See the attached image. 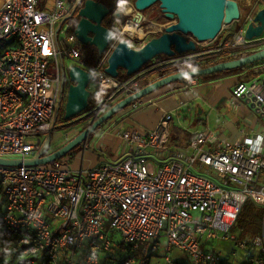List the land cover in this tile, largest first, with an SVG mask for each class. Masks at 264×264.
<instances>
[{"label": "built area", "instance_id": "obj_1", "mask_svg": "<svg viewBox=\"0 0 264 264\" xmlns=\"http://www.w3.org/2000/svg\"><path fill=\"white\" fill-rule=\"evenodd\" d=\"M81 1L55 0L43 8L40 0H2L0 159H35L54 130L67 77L65 61L77 63L82 56L71 17ZM248 8L240 5L237 30L223 37L225 27L216 46L206 51L211 63L264 47V34L245 36L257 12L246 13ZM110 16L117 30L112 47L123 39L142 47L172 24L158 23L152 8L140 11L127 1ZM107 58L108 53L95 66L84 65L104 93L89 111L91 124L138 91L135 77L106 73ZM256 67L264 74V61ZM197 83L198 78L187 79L182 88ZM232 94L264 116V75L239 82ZM172 118L166 114L152 130L122 132L123 144L132 150L125 159L79 170L61 160L0 165V209L16 236L14 253L30 264H109L116 234L132 253L119 264H138V252L147 247L162 250L166 264H178L173 250L181 251L190 264H223L211 245L217 241L247 250L249 244L233 229L248 199L264 208V128L238 141L204 129L185 147H175ZM30 138H37L39 145H27ZM253 244L260 253L248 264H264V224Z\"/></svg>", "mask_w": 264, "mask_h": 264}, {"label": "water", "instance_id": "obj_2", "mask_svg": "<svg viewBox=\"0 0 264 264\" xmlns=\"http://www.w3.org/2000/svg\"><path fill=\"white\" fill-rule=\"evenodd\" d=\"M134 4L140 11L148 10L156 4H160L166 19L177 18V21L170 24L163 34L151 38L140 48L132 47L126 39L119 41L112 47L116 33L108 28L104 22L114 8L99 1L82 0L78 9L71 16H76L75 22L77 23L74 32L79 43L96 48L100 55L108 53L105 71L113 78H119L121 71H125L128 77L133 76L132 78H134L143 71L145 65L161 55L173 58L177 55L196 52L200 43L205 45L214 43L226 26L233 25L241 17L240 5L236 0H135ZM263 34L264 7L256 12L254 19L248 24L245 36L248 39H255ZM188 35H192L195 39H188ZM262 61H264V49L240 59L200 68L196 73L186 70L162 76L117 102L87 129L62 147L50 151L54 131L52 130L35 159L27 161L0 159V165L38 166L64 159L78 146L84 144L90 134L124 108L160 88L187 80L183 76L184 72H188L192 79L242 68ZM67 77H69L71 85L68 90L64 120L73 119L89 108L91 98L89 85L96 81L92 73L79 65L71 66ZM59 109L60 107L58 112Z\"/></svg>", "mask_w": 264, "mask_h": 264}, {"label": "crops", "instance_id": "obj_3", "mask_svg": "<svg viewBox=\"0 0 264 264\" xmlns=\"http://www.w3.org/2000/svg\"><path fill=\"white\" fill-rule=\"evenodd\" d=\"M49 1L50 4L48 7H52L55 0ZM236 1L243 7L253 6L254 12L264 7V0ZM1 6L2 0H0V8ZM238 26V23L226 26L227 28L223 31L222 36L225 37L232 32H235ZM258 50H260V47L254 49L253 52ZM156 66V64H152L143 69V71L136 76L138 79V81L135 82L136 90H139L156 81L160 77L165 76L164 74L166 73L162 75L155 74L153 71V73H146ZM256 66L257 65L242 73L229 75L217 80L202 81V79H198V83L189 89L182 88L183 81L160 88L154 93L134 103L130 112L124 111L120 118L114 120L116 121L115 124L109 125L111 130L110 128H107L105 133L110 139L117 137V139L121 140V133L128 129L143 127L152 130L156 128L166 114H171L172 117L177 115L182 118L183 115L187 117V115L196 113L198 118L196 119L194 126H198L196 127L197 129L192 132L188 131L191 130L190 128L179 126L177 120L174 119V117L172 118L170 132L173 146L185 147L196 133L204 129L216 130L219 132L222 139L230 141H238L243 140L246 137H251L264 128V116L259 115L253 110L246 100L235 99L232 91L239 82H248L253 78L264 75L263 73L258 72ZM244 76H247V78L244 79ZM105 139L107 140L108 138L105 136ZM121 142L124 150L120 154L121 157H118L120 160L129 157L132 152L131 148L125 146L122 140ZM63 145L64 144H57L51 148V150H56ZM84 154L85 150L83 151L81 165L74 170L86 167ZM94 159V163L87 166V168H92L100 162H104L101 161L99 155H96ZM211 245L216 249L218 254H220L223 264H248V250L235 251V244L233 242L217 241L213 242ZM252 251L253 254H250V257L251 255H254L255 251L258 252L257 249ZM161 252L163 251L159 250L155 252L150 247H147L143 251H139L137 254L138 264H152L154 258L159 257ZM172 257L178 262V264H190L187 257L179 250H173Z\"/></svg>", "mask_w": 264, "mask_h": 264}, {"label": "rangeland", "instance_id": "obj_4", "mask_svg": "<svg viewBox=\"0 0 264 264\" xmlns=\"http://www.w3.org/2000/svg\"><path fill=\"white\" fill-rule=\"evenodd\" d=\"M116 1H117V6H119L121 4V2H124V1L132 2V3L135 2V0H119V1L116 0ZM40 3H41V6L43 8H45V6H48L50 4V1L49 0H41ZM152 9L156 13V20L160 24L175 23L177 21V18H174L173 20L166 19L165 15L163 14V12L160 8V4L154 5L152 7ZM253 9H254L253 6H249L246 13L252 12ZM107 19L108 20L105 21L104 24L108 23L110 20H112L111 16H109ZM111 27L114 30H116V28L114 26H111ZM187 38L190 40L195 39L192 35H188ZM216 44H217V41H215L214 43L209 44V45H205L203 43H200V45H198L197 51L193 52V53L177 55L176 57H173V58H168L165 56L157 57L153 61V64H156L157 66L153 67V69L151 71H148V72L145 71V72L150 73L153 71V72H155V74H158V75H162L164 73L171 74V73H175V72H179V71L191 70L189 68L190 64L194 67H196L197 65H206L207 63L212 61V59L206 58V51L210 50L211 48L216 46ZM140 47H141V45L139 43L134 42V48H140ZM79 48L81 49V51L83 50V52H85L83 44L79 43ZM263 48L260 47V50H262ZM73 65H79L82 68H84L85 63L83 62V56H81V58H79L77 60V63L76 62H70V61L66 60L65 61V71L68 73L70 67ZM50 71H52V69ZM125 74H126L125 71H121L120 75L124 76ZM166 74H164V75H166ZM135 78L137 79V77H135ZM246 78H247V76H244V79H246ZM201 79H202V81L206 80V78H202V77H201ZM70 85H71V81H70L69 77H66V83L64 86V102L62 104L60 116H59L57 122L55 123V125H56L55 130L52 133L53 139H52V144H51L50 149L53 148L54 146H56L57 144H64L65 145L67 142L72 140L75 136H77L82 131H84L85 128H87L91 125V123H89V112H87V113H85L79 117L77 116L73 119L64 120V114L63 113H65V106H66V102H67L68 90H69ZM133 106H134V104H131L128 107L124 108L116 116L112 117L106 123H104L102 126H100L94 133L90 134L88 140L84 144L78 146L68 156H66L64 159L61 160L62 164L67 166V167H70L72 169L79 167L81 165L82 155H83L84 150H85L84 156H85V166H86L85 168H87V166H90L94 163V161H95L94 158L96 155L100 156L101 161H106V162H112V161L119 159L118 157H121L120 154L124 150L121 140L117 139V137L110 139L109 137H107V134L105 132H106L107 128H110V130H111V127L109 125L115 124L116 121H114V120L120 118L123 115L124 111L130 112V110H132ZM183 116H182V118H180V116H177V115H175L173 117H174V119L177 120V123H179V126L185 127V128H190L191 130H188V131H191V132L195 131L197 129L196 127L198 126V125L194 126L195 121L198 118L197 114L196 113L190 114V115H187V117H185V115H183ZM105 136H106V138H108L107 140L105 139ZM27 145L38 146L39 145L38 139L37 138L28 139ZM70 156L72 157V160H68V158ZM150 169L152 171V167ZM114 237H115V246L111 252V254H112L111 260L110 259L108 260L109 264H113V263L119 264L120 262L129 258L130 255L132 254L129 251L130 248L128 246L121 245L122 239L119 235L116 234ZM118 244H119V246H118ZM6 249H8V246L3 244V242L0 240V264H19V261L14 259L15 255L13 253V250L12 251L10 250V253H6ZM255 249H257L258 252L255 251L254 255H258L260 253V249L257 248L253 243L251 245H249V247L247 249L249 252L247 260H249L250 254H253L252 250H255ZM235 251H239L237 246H235ZM243 251H245V250H243ZM157 263L166 264L165 255L163 252H161V255H159V257H155L153 262H152V264H157ZM247 263H248V261H247Z\"/></svg>", "mask_w": 264, "mask_h": 264}, {"label": "trees", "instance_id": "obj_5", "mask_svg": "<svg viewBox=\"0 0 264 264\" xmlns=\"http://www.w3.org/2000/svg\"><path fill=\"white\" fill-rule=\"evenodd\" d=\"M95 1H99V2H101L103 4H105L106 6L114 8V9L117 6V1L116 0H95ZM107 20L108 19H106L105 21H107ZM76 23L77 22H74V27H76ZM105 25L108 28L114 30L111 27V26H114L112 20H110L108 23H105ZM252 53H254V52H252ZM252 53L236 55V56H233L232 58L225 59V60H223L221 62H226V61H230V60L240 59V58L249 56ZM186 54H189V53H186ZM104 55H100L96 48L90 47V46L89 47L85 46V52H83V50H82L83 62L87 66H95L96 64H98L101 61V59L104 57ZM161 56H164V55H161ZM158 57H160V56H158ZM153 61H151L147 65H145L143 67V69H145L146 67L152 65ZM221 62H216V63L209 62L206 65H197L196 67L198 69L206 68V67H210L212 65H215V64H218V63H221ZM262 62L253 63L251 65H248V66H245V67H242V68H237V69H233V70H229V71H224V72L213 74V75H210V76H202V78H206V80L221 79V78L229 76V75L242 73L245 70H247V69H249L251 67H254L255 65H258L259 63H262ZM132 77H128L126 74L124 76L120 75L121 79H127V78H132ZM198 79L201 80V77H199ZM65 83H66V80H65ZM89 90L91 92L90 106L85 112H83L79 116L89 112L104 97V93L97 88V86L95 85L94 82H92L89 85ZM63 102H64V92H63V95H62L61 105H60L59 112L57 114L56 122H57V120H58V118L60 116V112H61V108H62ZM132 104H134V103H132ZM108 110H106L105 113ZM63 114H65V113H63ZM55 127H56V125H54V130H55ZM87 128H85V129H87ZM263 219H264V208L261 207V206H258L257 204H255V202L253 200L248 199L246 201L245 205H244V208H243L242 213H241V215L239 217L237 225L233 229V232L238 234V236H239V238L241 240H245L249 245H251L254 242L255 238L258 236V234L262 231L263 224H264V220ZM15 237L16 236L14 234H12L8 230L6 224H5L4 220H3L1 209H0V240L3 242V244L8 246V249H6V253H10V250L11 251L13 250V253H14V245H15V239H16ZM14 255H15L14 259L18 260L19 264H30V262L27 259L21 258L18 255H16L15 253H14Z\"/></svg>", "mask_w": 264, "mask_h": 264}, {"label": "clouds", "instance_id": "obj_6", "mask_svg": "<svg viewBox=\"0 0 264 264\" xmlns=\"http://www.w3.org/2000/svg\"><path fill=\"white\" fill-rule=\"evenodd\" d=\"M189 68L191 69V72H192V73H196V72H198V68L192 66L191 64L189 65ZM183 76H184L185 79H189V80L191 79V77H190V75H189L188 72H184V73H183Z\"/></svg>", "mask_w": 264, "mask_h": 264}, {"label": "flooded vegetation", "instance_id": "obj_7", "mask_svg": "<svg viewBox=\"0 0 264 264\" xmlns=\"http://www.w3.org/2000/svg\"><path fill=\"white\" fill-rule=\"evenodd\" d=\"M76 19V16L75 17H73V20H75ZM86 47H89V46H86ZM84 49H85V46H84ZM166 76V75H165ZM127 79H130V78H127ZM135 80V79H134ZM158 80V79H157ZM138 81V79L137 80H135L134 82H137ZM50 151H52L51 149H50Z\"/></svg>", "mask_w": 264, "mask_h": 264}, {"label": "bare ground", "instance_id": "obj_8", "mask_svg": "<svg viewBox=\"0 0 264 264\" xmlns=\"http://www.w3.org/2000/svg\"><path fill=\"white\" fill-rule=\"evenodd\" d=\"M138 35H140V32H138Z\"/></svg>", "mask_w": 264, "mask_h": 264}]
</instances>
